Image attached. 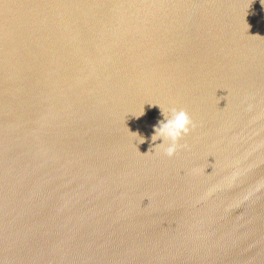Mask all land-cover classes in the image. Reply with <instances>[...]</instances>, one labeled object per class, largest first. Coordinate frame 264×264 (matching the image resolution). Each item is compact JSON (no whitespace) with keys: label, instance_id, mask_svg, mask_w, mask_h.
Returning <instances> with one entry per match:
<instances>
[{"label":"water","instance_id":"95a60500","mask_svg":"<svg viewBox=\"0 0 264 264\" xmlns=\"http://www.w3.org/2000/svg\"><path fill=\"white\" fill-rule=\"evenodd\" d=\"M23 1L0 0L17 27L4 36L9 51L21 44L18 59L6 56L32 67L29 54L36 59L52 35L51 65L68 76L60 81L72 107L53 109L41 90L30 99L40 84L23 77L28 93L9 99L40 126L65 123V141L54 148L53 130L45 138L11 127L5 116L17 111L5 106L0 201L11 196L7 184L26 203L42 199L25 187L49 181L57 186L51 201L59 190L73 196L64 200L73 219L52 223L55 211L45 222L26 203L0 212V252L10 247L16 264H264V0ZM120 53L117 68L112 55ZM82 66L91 67L89 80L74 77ZM10 76L0 69L6 94L16 87ZM173 108L192 127L168 156L151 136ZM30 230L42 231L35 249L23 244Z\"/></svg>","mask_w":264,"mask_h":264},{"label":"bare ground","instance_id":"6f19581e","mask_svg":"<svg viewBox=\"0 0 264 264\" xmlns=\"http://www.w3.org/2000/svg\"><path fill=\"white\" fill-rule=\"evenodd\" d=\"M26 1L27 0H24L23 2H26ZM36 3H37V0L30 1V4L36 5ZM3 14L4 13L1 12V7H0V25L2 24V22H5V21L9 22V23L5 22L7 24V28L5 27V30H1V28H0V30H1L0 32L3 35V36L0 35V69L8 71L12 76H14L13 78L10 76L8 83H10V85L14 84V85H16V87L13 89L6 87L5 91L8 94L3 93L0 90V96H2V95L8 96L2 102V104L5 103L6 105L3 104L4 106H2L0 104V113L3 115H7L8 112H5V110H7L6 107L9 110L17 111V112L11 113L8 116H5L6 119L8 120V124L13 128L18 129L20 126L24 128V125H26L27 130H34L38 134L40 133L45 138L50 137L52 135L51 130H53L56 133V136L50 145H51V147H54V148H56V145H58V148H60V146L65 141V140H62L63 134L61 132L62 125H64L65 123L62 124V122H60V121L48 122V121L44 120V122L41 123V126H40L39 123L37 122V119H36L37 116H34L33 118H31L26 113V110L23 107L21 110L13 100L9 99V96H14V95L16 96L17 93L22 94V93L27 92L22 79L24 76L29 75L27 80H31L33 82V85H36V83L40 84L39 88H36L35 94H29L31 96L30 99L36 101V99H38V97H40V95H41L38 92V90H41V92H43V96H45V98H46L45 101H48L47 102L48 105L52 106L53 109L54 108L58 109L59 111H62L64 114L66 106L72 107V105H71L72 96L69 95L67 97V95H64V94H66L65 89H67V87H66V84L63 85V83H65V81H62V82L60 81V79L63 80V78H65L66 73L61 71L60 66H58V65L52 66L51 62H53V61H50V59L52 58V54H50V51L52 49L56 48L57 43H56L54 37L52 38V40H50V36H52V35H50V34H49L50 36L45 35V38L46 39L48 38L47 43H45V45L43 47H41L40 51H36V59H34L35 56H33V54H31V53L29 54L32 57L28 58V61L34 63V65L31 67V65L29 63H25L24 65L18 66L19 62L17 60H14L10 56H6V49L10 54L15 53L14 57L16 59H18L19 57L16 55V53H19L20 49L18 48V46L20 47L21 44L18 45L16 40H15L14 48L16 49V51L13 50L10 52L9 49H10V47L12 48V44L9 45V42H7V40L5 39V37L7 39H9L11 36L13 37V35L17 34V30H16L17 27L14 24L10 23L11 19H7L6 17H3ZM42 25H44V24H42ZM59 25H63V24L59 23ZM39 27H41V25ZM57 27L58 28H55L56 30H54L55 33L57 35H59V34L64 35V33L61 29V26H57ZM68 28H69L68 24L65 23L64 24V32L65 33L67 32ZM58 31H60V33H58ZM71 38H73V35L70 36V38H68L66 35L64 37V42L67 44H70V42H72ZM21 41H23V38L21 39ZM73 42H74V39H73ZM36 46H37V44H36ZM83 51L85 52L86 50L83 49ZM79 52L84 53V52H82L81 49L79 50ZM92 53L95 54V50H92L90 54H92ZM85 55L89 56V53L86 52ZM59 57H60L59 54H57L55 56L56 63H59V61H60ZM93 57H95V56H93ZM112 58H113L114 65L117 68H120L122 65L121 63L123 62V55L121 53L120 54H113ZM90 66L92 67L93 64H91ZM90 66H87V68H85L83 66L81 68H78L74 77L78 81L79 80H89L91 77V75L88 73V70L90 72V69H89V68H91ZM95 69L97 70V68H95ZM67 77L68 76H66V78ZM81 96H83V95H81ZM32 103L35 106L36 103H34V102H32ZM66 104H68V105H66ZM77 104L84 105V101L78 100ZM76 111H77V109H76ZM73 116H74L73 113L69 114V117H73ZM2 125H4V123ZM2 132H3V129L1 128V133ZM31 155L34 156L36 159L41 158V156H38L37 153L35 155L34 153L31 152ZM35 168H37V166ZM12 180L15 181L16 183H19L18 179H16L15 177H12ZM53 184L54 183L47 181L46 184L40 183V186H39V183L38 184L35 183L34 185H31L30 187H25V188H28L30 190H33V192L40 193L43 195L42 199H40V197H33L32 200L28 201V203H26L27 198H23V196H27V194H24L22 189H21V191H19L16 188V184H15V186L7 184V191H8V193L11 194V196H8L6 198V200H8V201H5V202L0 201V212L3 213L2 215H4V214L7 215L10 212L20 210V207H21L20 205L22 203H26V204L32 205L30 208L34 212H38V213L42 214L43 216H41V217L43 219L46 218L45 222H49V218L52 216V212H55V211H57L58 218H54L52 223H58L61 220H63L64 218L65 219H68V218L71 219L72 215L67 214L68 208L66 207L64 200L71 198L73 196L67 197L66 193H68V192H66L67 191L66 189H64L63 192H61L59 190L57 195H54L56 201H54V200L51 201V196H48V195H50V189L57 187ZM21 186L23 187V185H21ZM73 189L75 191V189H76L75 185H73ZM44 195H46V198ZM65 196L67 198H65ZM4 210H8V211L5 212ZM41 221H42V219H41ZM69 222L72 225H74V222L72 220H70ZM36 233H39V234H36ZM41 233H42L41 230H38V231L37 230H30L31 236L30 235L28 236L30 238L26 237L27 239L25 240V242L23 244L25 246H27V248H30V249L37 248V246L40 244V241H41L38 238L43 237L41 235ZM34 234H36V235L32 237V235H34ZM10 250H11V248L8 247L5 255H3L0 252V264H16V262L14 261L15 256L8 255ZM2 252H5V250ZM38 252L40 254H43L44 249L40 248V249H38Z\"/></svg>","mask_w":264,"mask_h":264},{"label":"clouds","instance_id":"9594fccd","mask_svg":"<svg viewBox=\"0 0 264 264\" xmlns=\"http://www.w3.org/2000/svg\"><path fill=\"white\" fill-rule=\"evenodd\" d=\"M162 115L163 119L154 126L151 140L153 142L159 140L160 143L154 144L153 147L172 156L179 146L178 141L189 133L192 120L183 109L173 108L168 114L162 112Z\"/></svg>","mask_w":264,"mask_h":264}]
</instances>
